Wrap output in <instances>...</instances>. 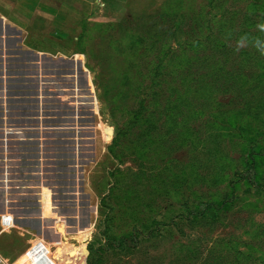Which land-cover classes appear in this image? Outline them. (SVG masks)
I'll list each match as a JSON object with an SVG mask.
<instances>
[{
	"label": "rangeland",
	"instance_id": "obj_1",
	"mask_svg": "<svg viewBox=\"0 0 264 264\" xmlns=\"http://www.w3.org/2000/svg\"><path fill=\"white\" fill-rule=\"evenodd\" d=\"M88 1L0 77V264H264V0Z\"/></svg>",
	"mask_w": 264,
	"mask_h": 264
},
{
	"label": "crops",
	"instance_id": "obj_2",
	"mask_svg": "<svg viewBox=\"0 0 264 264\" xmlns=\"http://www.w3.org/2000/svg\"><path fill=\"white\" fill-rule=\"evenodd\" d=\"M105 2L108 5L104 3V8H111L110 1L105 0ZM92 4V1L88 0H72V2L70 0H0V77L2 78L7 73L29 76L39 74L38 71L29 66L31 65L30 62L36 65H45L43 64L45 60V62H52L53 59H59V56H63L61 58L64 61L67 60L64 51L57 50L54 46L58 45L56 39L59 36L63 38V35L66 34L69 37V32L54 31L53 28L57 25L54 20H61L62 17H65L64 11L69 8L76 10L81 6L79 11H84L85 8L92 7ZM59 47L64 48V46ZM21 60L25 63L22 70L16 66L17 61ZM18 64L20 63L18 62ZM47 68L46 66L43 74H51L46 70ZM57 72L54 71L52 74ZM17 87L18 89H24L19 88L18 84L10 87L0 80V92L10 89L15 90ZM2 134L5 135L0 131V138L5 137ZM6 166L4 162L0 164L1 172L4 171L3 168H6ZM4 200L5 198L1 196L3 205ZM0 212L4 214H1L3 217L8 215L6 211L2 210ZM0 250H2L1 246Z\"/></svg>",
	"mask_w": 264,
	"mask_h": 264
}]
</instances>
